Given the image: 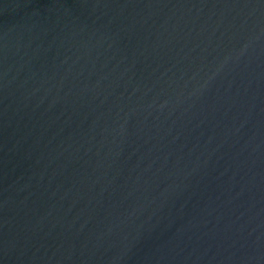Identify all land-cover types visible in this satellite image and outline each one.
Masks as SVG:
<instances>
[{
    "label": "water",
    "instance_id": "obj_1",
    "mask_svg": "<svg viewBox=\"0 0 264 264\" xmlns=\"http://www.w3.org/2000/svg\"><path fill=\"white\" fill-rule=\"evenodd\" d=\"M0 264H264V0H0Z\"/></svg>",
    "mask_w": 264,
    "mask_h": 264
}]
</instances>
